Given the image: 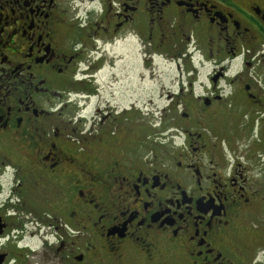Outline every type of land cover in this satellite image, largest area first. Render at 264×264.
<instances>
[{
  "label": "flooded vegetation",
  "instance_id": "af4514ba",
  "mask_svg": "<svg viewBox=\"0 0 264 264\" xmlns=\"http://www.w3.org/2000/svg\"><path fill=\"white\" fill-rule=\"evenodd\" d=\"M263 199L264 0H0V264H264Z\"/></svg>",
  "mask_w": 264,
  "mask_h": 264
},
{
  "label": "rangeland",
  "instance_id": "374dc122",
  "mask_svg": "<svg viewBox=\"0 0 264 264\" xmlns=\"http://www.w3.org/2000/svg\"><path fill=\"white\" fill-rule=\"evenodd\" d=\"M242 60L236 59L233 62V66L236 70L242 68ZM211 72V68H205L202 70L200 79L206 80L208 77V73ZM177 72L175 69V66L172 64L166 63L162 60L157 61L156 63V77L154 79V82H151L150 80H144L140 82V97H145L146 95H149L151 92L155 95V102L159 108L166 107L171 102L168 101V95L167 91L170 90L171 92H175L179 89V85L174 82L173 80L176 78ZM149 123L148 126L151 127V124L155 125V129L158 128L160 118L159 115H155L154 119L151 117V119H148ZM142 121V115H141V124ZM179 123V110L176 108L174 109V113L172 114L170 118V123L168 125L171 126V130L169 131L170 134H173L172 140L176 142H181L180 136H176V126ZM257 222L264 223V199L262 206L260 208V211L258 213V216H256ZM241 240L244 242L246 240V236L242 235ZM99 264H138L135 260L131 259H124L123 261H117L114 259H107L104 262H100ZM170 264H181L177 261H170Z\"/></svg>",
  "mask_w": 264,
  "mask_h": 264
}]
</instances>
